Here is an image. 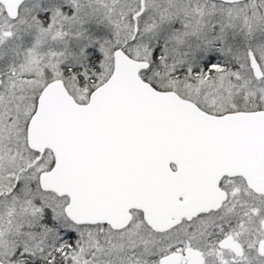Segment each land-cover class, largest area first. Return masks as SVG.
<instances>
[{
    "label": "snow or ice",
    "instance_id": "snow-or-ice-1",
    "mask_svg": "<svg viewBox=\"0 0 264 264\" xmlns=\"http://www.w3.org/2000/svg\"><path fill=\"white\" fill-rule=\"evenodd\" d=\"M0 264H264V0H0Z\"/></svg>",
    "mask_w": 264,
    "mask_h": 264
}]
</instances>
